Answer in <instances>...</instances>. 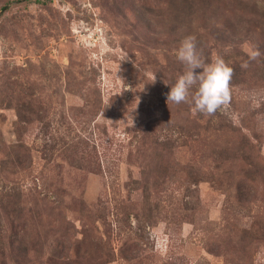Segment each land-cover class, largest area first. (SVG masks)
Segmentation results:
<instances>
[{
    "label": "rangeland",
    "instance_id": "rangeland-1",
    "mask_svg": "<svg viewBox=\"0 0 264 264\" xmlns=\"http://www.w3.org/2000/svg\"><path fill=\"white\" fill-rule=\"evenodd\" d=\"M0 264H264V0H0Z\"/></svg>",
    "mask_w": 264,
    "mask_h": 264
},
{
    "label": "clouds",
    "instance_id": "clouds-1",
    "mask_svg": "<svg viewBox=\"0 0 264 264\" xmlns=\"http://www.w3.org/2000/svg\"><path fill=\"white\" fill-rule=\"evenodd\" d=\"M249 60L261 55L259 50L250 48ZM177 59L184 66L170 91L166 95V103H190L193 110L206 115H213L230 102V81L233 68L222 55H215L206 62L197 48L194 36L185 37L176 52ZM242 67H248L245 62ZM200 71H197V70Z\"/></svg>",
    "mask_w": 264,
    "mask_h": 264
}]
</instances>
